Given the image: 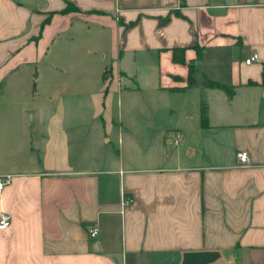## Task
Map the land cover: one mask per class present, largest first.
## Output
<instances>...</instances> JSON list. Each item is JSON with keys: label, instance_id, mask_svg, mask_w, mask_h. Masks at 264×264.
Wrapping results in <instances>:
<instances>
[{"label": "crops", "instance_id": "0c3cea01", "mask_svg": "<svg viewBox=\"0 0 264 264\" xmlns=\"http://www.w3.org/2000/svg\"><path fill=\"white\" fill-rule=\"evenodd\" d=\"M263 62L264 0H0V264H264Z\"/></svg>", "mask_w": 264, "mask_h": 264}, {"label": "rangeland", "instance_id": "374dc122", "mask_svg": "<svg viewBox=\"0 0 264 264\" xmlns=\"http://www.w3.org/2000/svg\"><path fill=\"white\" fill-rule=\"evenodd\" d=\"M69 8V7H68ZM66 52V50H65ZM68 53V52H66ZM66 57H69L67 56L66 54ZM88 66H91L92 67V64L91 63H85V65H80V72L82 73H86L87 71V68ZM72 67H76L74 65H72ZM85 69H84V68ZM92 74V72H91ZM43 76V75H42ZM89 77H91L90 75H88ZM51 85H53L54 83L53 82H49ZM45 91H47L45 89ZM48 91H51L50 89H48ZM134 93H131L130 96H126L123 95L121 96V100H124V101H155L157 104L160 105L161 102L165 101L163 97H161V94L157 95L156 93H153L152 91H149L147 90L145 93H140V92H135L133 91ZM83 97H86V96H80L79 99L82 100L84 99ZM75 98V97H73ZM70 99V98H68ZM162 100V101H161ZM166 101H168L166 99ZM165 101V103H166ZM169 103V101H168ZM165 106V105H163ZM151 109L154 110V108H152L151 106H147L145 109H142L144 112H146V114H139L140 112H138V107L131 109V110H134L135 112V115L133 116H126L127 113H128V110H124V114H123V118H125V120H122L123 121V125L125 126V128H130L129 130L131 131V133H133V135L137 138V141L142 144L144 139L142 138L143 137V134H146V132H151L153 130V127L155 126V123H154V118H161V117H166L167 114H164L165 112H162L161 114H157L155 115L153 112V114H151ZM159 111L161 110V107L158 108ZM149 110V111H148ZM150 115V117L148 116ZM155 115V117H154ZM153 118V119H151ZM92 122H87V123H83L84 125V128H83V132L86 134L84 135V138L86 139V141L88 139H90V136H92V134L95 135V127L96 126H93L91 124ZM91 131V132H90ZM88 142V141H87ZM88 144V143H87ZM101 144V142H100ZM104 143L101 144V146H103ZM106 149H108V151H112V149L114 148L112 145H106ZM105 149V148H103Z\"/></svg>", "mask_w": 264, "mask_h": 264}, {"label": "trees", "instance_id": "16d2710c", "mask_svg": "<svg viewBox=\"0 0 264 264\" xmlns=\"http://www.w3.org/2000/svg\"><path fill=\"white\" fill-rule=\"evenodd\" d=\"M71 7V6H70ZM68 8V6H67ZM66 8V9H67ZM65 10V9H64ZM63 10H60V12ZM200 49H197V54L196 57L199 58L200 57ZM172 60L173 61H177V62H183V49L182 48H173L172 50ZM193 66L191 64H189L188 66V72H187V85L189 86L190 84L195 83V79L193 77ZM261 85H264V62L262 63V68H261ZM200 85L204 88V87H216V88H220L227 97H231L233 95V87L231 86H224V85H219L217 84L215 81L209 79V78H204L201 82ZM199 107H200V113H199V121L202 127H205L207 125V121H206V107L203 105L202 102L199 103Z\"/></svg>", "mask_w": 264, "mask_h": 264}, {"label": "built area", "instance_id": "2783aa9c", "mask_svg": "<svg viewBox=\"0 0 264 264\" xmlns=\"http://www.w3.org/2000/svg\"><path fill=\"white\" fill-rule=\"evenodd\" d=\"M254 58H255V54L252 53L243 61L247 64L249 61L253 60ZM169 135H171L174 144L180 138L178 131L169 132ZM235 160H236L235 164H237V165H240V166L246 165L247 154L244 151H236L235 152ZM8 181H9V175L8 174H2L0 176V191L4 187V185H6L8 183ZM120 197H121V203L122 204H126L130 200L129 198L125 197L123 194L120 195ZM9 222H10L9 216L5 212L0 213V230H3V228L7 227L9 225ZM87 228H88L87 234L89 237L96 234V232H97L96 227L91 225V226H88Z\"/></svg>", "mask_w": 264, "mask_h": 264}]
</instances>
